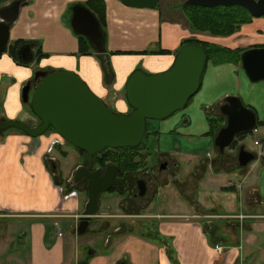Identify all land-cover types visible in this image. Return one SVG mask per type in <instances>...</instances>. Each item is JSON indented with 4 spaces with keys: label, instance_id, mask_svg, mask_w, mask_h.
<instances>
[{
    "label": "crops",
    "instance_id": "crops-1",
    "mask_svg": "<svg viewBox=\"0 0 264 264\" xmlns=\"http://www.w3.org/2000/svg\"><path fill=\"white\" fill-rule=\"evenodd\" d=\"M24 1L11 42L34 44L35 61L21 65L10 53L0 57V126L8 121L40 126V119L24 102V89L32 84V98L37 74L58 69L78 74L110 109L128 114L132 108L126 86L131 76L138 70L149 75L169 71L191 39L190 30L176 19L180 13L174 0L160 1L168 17L161 10L133 9L119 0H102L106 4V22L101 24L105 53L91 45L92 54L81 55L82 36L72 28L73 8L84 7L88 0ZM255 41L264 45V19H253L235 36L210 43L248 51L246 46ZM229 98H239L258 119L256 142L261 145L255 143L259 153L247 167L240 165L239 152L231 158L216 146L224 126L211 136L210 120L225 123L221 109ZM162 131L161 141L167 139L166 147L182 154L188 170L201 158L204 173L199 170L197 178L183 174L177 178L183 203L174 200L173 212L160 211L155 216L166 221L150 232L155 242L146 241L142 234L123 245L125 256L119 247L113 256L96 258L93 264H264V82L252 83L243 65L209 62L200 93L184 114L165 122ZM60 140L52 129L38 139L14 128L0 131V218H18V225L26 226V231L17 232V239L29 245L27 264H66L61 221L77 218L79 203L64 197L61 155L65 154L61 151L68 149L64 150L63 143L58 146ZM212 148L219 149L217 155ZM175 166L181 170L179 162ZM209 170L215 175L208 177ZM231 176L238 183L230 181ZM170 192L175 196L174 190ZM7 244L12 251L15 241ZM2 245L0 241V264ZM218 247L224 248L221 254ZM104 248L112 250L110 244Z\"/></svg>",
    "mask_w": 264,
    "mask_h": 264
},
{
    "label": "water",
    "instance_id": "water-1",
    "mask_svg": "<svg viewBox=\"0 0 264 264\" xmlns=\"http://www.w3.org/2000/svg\"><path fill=\"white\" fill-rule=\"evenodd\" d=\"M119 1L133 9L156 10L161 0ZM24 2L18 0L0 9V55L11 44V30L21 17ZM185 7H241L256 19L264 18V0H188ZM72 28L77 35L87 38L99 53H105V35L91 11L75 6ZM34 48V44H24L18 52L19 60L32 64L35 61ZM208 64L209 56L203 47L187 45L180 50L169 71L156 75L135 72L126 86L127 100L132 108L128 114L115 113L80 77L70 72L40 73L36 80L43 79L32 98L31 83L24 89L23 98L42 124L33 128L25 123L8 121L0 126V131L14 128L38 139L52 129L67 143L84 152L91 168L95 157L106 150L138 149L144 142L150 121H167L187 109L202 89ZM242 65L252 83L264 82V48L244 52ZM221 112L227 119V127L220 131L215 144L224 153L240 135L255 130L258 119L255 112L246 108L239 98H229ZM255 160L253 153L246 147L241 148L239 163L242 167ZM117 170L110 168L103 178L100 172L90 174L86 169L78 171V181L84 177L90 180V202L77 229L80 236L89 232L90 217L99 209L101 193L117 185L114 181Z\"/></svg>",
    "mask_w": 264,
    "mask_h": 264
},
{
    "label": "rangeland",
    "instance_id": "rangeland-1",
    "mask_svg": "<svg viewBox=\"0 0 264 264\" xmlns=\"http://www.w3.org/2000/svg\"><path fill=\"white\" fill-rule=\"evenodd\" d=\"M17 0H8L5 4L8 5L10 3H13ZM186 0H174L175 4H179V8L177 9L180 13V17H178V14L176 15V19L182 21L184 23L185 27H187L190 30L191 33V39L188 41H198L202 43H210L213 39L217 38H230L238 34L243 30L244 26L236 27V31L232 36L228 37H216L214 36L209 30H204L203 28H195L191 22L190 17L188 16L187 12L184 11ZM4 6V7H5ZM157 10L163 11L165 14L164 16H167V9L162 7L160 5ZM169 15V14H168ZM256 19V18H254ZM264 19V18H261ZM212 45H215L214 43H210ZM251 44V45H250ZM248 46L249 49L252 48H259L264 45H260L258 43L252 42ZM15 45V42H11L8 49L13 47ZM221 47V46H220ZM223 48V47H222ZM245 51V50H243ZM54 56L50 57L52 60ZM49 60V61H50ZM141 71V70H138ZM53 72H70L78 77H80L78 74L73 73L69 70H54ZM156 75V74H152ZM81 78V77H80ZM82 79V78H81ZM186 110V109H185ZM185 110L177 113L176 117L184 114ZM123 114V113H122ZM170 120V119H169ZM167 121L163 122H156V121H150L149 123V134L145 139V146L140 148L137 152L133 154L127 155V153L123 151L110 153V155L113 156V161H108L105 165H102L100 161V157H97L95 159V166H103L106 167L111 164H119L118 161H122L123 158H130V161L132 160L135 165H137L132 170L126 169V177L124 181L128 184L127 191L120 195V196H114L110 197L109 195H104L103 198H99V201L101 202V212L100 217L101 222L100 224L93 225L89 228V232L84 235L80 236L77 232L79 223L78 219H72L68 221V219H63L61 221L62 223V230L63 235L66 242V249H67V257H66V264H93V260L100 257H106L113 256L116 252V250L119 247H122V256H125L124 254V247L123 245H126L128 242H130L134 237H141L142 234L146 235V241L148 242H155L154 239H151V233L159 228V224L163 222V220L157 219L155 216L160 213L158 212V209H164L165 213L167 212H173L175 208L169 207L167 204L165 196L161 195L157 198V204L154 207L152 211H144L140 205H137L136 201L134 200V194L137 187V181L139 180H145L148 185L150 186V196L152 198L153 195H155L159 191V187L162 185L164 186L166 184V180L171 175H185L190 178H194L199 176V170H201V173H204V169L202 167V163L200 162L201 158L195 159L194 164L191 165L190 170H188L186 163L182 162V154L179 155V153H174V150L171 148L166 147L167 139H164L161 141L163 136L161 134H155L153 133L159 132L163 133L162 126ZM226 123L221 124L219 128L222 126H225ZM181 129H183L181 127ZM258 139V136L255 134L249 133L245 136L244 139H239V144L227 149L226 153L231 158H235L240 150V148L246 147L248 151H250L253 154H258L259 149L255 145L256 141ZM59 142V141H58ZM61 143H63V146L65 145V150L63 151L62 148V154L64 153V157L61 155V167L62 172L64 175V185L62 187L66 188L67 190L64 192V197L67 198L70 201V197L75 198L78 200L79 203V214L78 216L81 218L84 216V210L86 205L90 202L89 198V189H88V181L84 180L82 182H77L76 180V174L78 170L81 167L87 166L86 163V155L84 152L79 151L69 143H67L63 138H61L60 142L57 143L58 146H61ZM56 144V145H57ZM150 147V148H149ZM212 148L213 155H217V152H219V149ZM109 154V153H107ZM181 156V157H180ZM103 159V158H102ZM101 159V160H102ZM165 162H168L169 170L163 172L161 170L162 164ZM179 162L182 167L181 170H177L175 164ZM122 163V162H121ZM141 164V165H139ZM184 165V166H183ZM189 166V165H188ZM187 168V169H186ZM187 170V171H186ZM243 170V169H238ZM54 172V171H53ZM149 174H148V173ZM148 174V175H147ZM215 175L212 170H209L208 177ZM225 178V177H223ZM230 181L234 180L235 183H238V179L234 177H228ZM193 180V179H192ZM176 199V198H175ZM176 201V200H175ZM181 203H183L182 200ZM183 209V207H180L179 210ZM109 218H104V217ZM111 216H119L122 217L120 219L112 218ZM4 218V217H3ZM21 219L18 218H7L2 219L0 218V241L3 242L2 247L4 248L3 253V264H27V255H28V244L19 243V239H17V232H19L21 229L22 231H26L25 225H18ZM17 239V240H16ZM15 245L12 251L8 249V244L10 242H14ZM26 243H28V240H25ZM20 246H19V244ZM110 244L112 247V250L107 252L104 248V245ZM22 247H25V250L22 251ZM223 248V247H222ZM94 250L97 254V257L90 258L89 250ZM218 252V251H217ZM219 253V252H218ZM127 256V255H126ZM122 261H126V257L122 258ZM122 264V263H120Z\"/></svg>",
    "mask_w": 264,
    "mask_h": 264
},
{
    "label": "trees",
    "instance_id": "trees-1",
    "mask_svg": "<svg viewBox=\"0 0 264 264\" xmlns=\"http://www.w3.org/2000/svg\"><path fill=\"white\" fill-rule=\"evenodd\" d=\"M8 0H0V9L3 8ZM18 1V0H17ZM89 11H91L99 20L100 24H105L106 22V4L102 0H88L87 4L84 6ZM184 11L187 12L188 16L191 19V22L195 28H203L204 30H209L216 37H228L232 36L235 33L236 27H241L244 25H248L252 22L254 17L244 8L234 7V8H225L218 7L214 9H206L201 7H186ZM199 30V29H198ZM81 42V55H91L92 54V46L89 41L80 37ZM187 45H199L203 47L209 56V62H213L214 64H237L242 66V55L244 54L243 50H231L227 48H222L218 45H212L210 43H202L198 41H187L184 43L183 47ZM23 46V43H16L10 49H7L5 53H10L21 65H26L22 63L18 58V52L20 48ZM259 48H264L261 46ZM159 54H166L164 51L158 52ZM149 54V53H145ZM3 55V54H2ZM0 55V57L2 56ZM194 99H192L189 105L192 103ZM188 105V107H189ZM150 123V122H149ZM148 123V127H149ZM223 123L222 120H210L211 126V136L214 138L216 133L220 129L219 126ZM259 124L257 125V128ZM149 134V128L147 130L146 137ZM248 134L240 135V139H244ZM144 139V141H145ZM145 146V142L138 149H125V150H106L104 153L97 155L100 157V163L105 165L108 161H113V156L110 153H115L119 151H123L129 155L137 152L140 148ZM109 153V154H107ZM103 158V159H102ZM102 159V160H101ZM122 162V163H121ZM119 165H122L125 169L132 170L137 165L130 161V158H123L122 161H118ZM141 165V164H139Z\"/></svg>",
    "mask_w": 264,
    "mask_h": 264
},
{
    "label": "flooded vegetation",
    "instance_id": "flooded-vegetation-1",
    "mask_svg": "<svg viewBox=\"0 0 264 264\" xmlns=\"http://www.w3.org/2000/svg\"><path fill=\"white\" fill-rule=\"evenodd\" d=\"M40 73H47V72H39L38 74H40ZM52 73H54V72H52ZM52 73H47V74H52ZM36 78H37V76H36ZM42 79L43 78L40 77L38 81L37 80L35 81V83L38 85L42 81ZM175 116H173V117H175ZM214 120H216V119H214ZM182 121H184V118H183ZM224 122L226 123V125L223 128L227 127V119ZM182 124H184V122H182ZM155 134H160V133L159 132L153 133V135H155ZM239 139H240V137H238L236 139V142H235V144L232 147H234V146H236V145L239 144V141H238ZM241 148H240V150H241ZM226 151L224 153H226ZM239 153H240V151H239ZM86 163H87V161H86ZM112 167H115V168L118 169L117 170L118 171L117 172V175H116V177L114 179V181L117 183V185H114L113 187H111L110 189L106 190L105 192H102L101 195L99 196V198H103L104 195H109L112 198L114 196H120V195L124 194L127 191L128 184H127L126 181H124V179L126 177V169L122 165H119V164H111V165H108L106 167H103V166H95V159H94L93 167L90 168L89 165H88V163H87V166L81 167L79 169V170L86 169V170H88L90 172V174H94V173L100 172L101 173L100 177L103 178L107 174L108 170L110 168H112ZM161 170L163 172L169 170L168 162H165L164 164H162ZM180 177L182 178V175H179L178 177L175 176V175H171L166 180V184L164 186L161 185L159 187V191L155 195H153L152 198L150 196L151 189H150V186L148 185V183L145 180H139V181H137V187H136V190H135L136 192L134 194V200L136 201L137 205H140L142 207V209H144V211H152L156 205L158 206V204H157V198L160 197L161 195H164L165 196V199H166L165 202H167V204L169 205V207H171L173 205L172 202H174V200H176V202H181L179 200H182L183 201V194L180 191V189L177 188V186H176V180H177V178H180ZM76 180H77V174H76ZM84 180H87L88 181V189H89L90 180L88 178H85L84 177L81 181H78L77 180V182H82ZM143 182L145 183L144 185H142ZM172 190H174L176 192L175 196H174V194L172 192H170ZM143 192H144V194H143ZM89 198H90V190H89ZM99 198H98V201H99ZM88 204L85 207L84 214H85V211L87 210ZM101 205L102 204L99 201V209H98V211L96 212V214L94 216L90 217V226H89V228L92 227L93 225L100 224L101 220H99V219H101V217H100ZM160 211H163L164 212L165 210L160 208V209H158V212H160ZM84 217H85V215L83 217H81V218L78 216L75 219H78L79 220L78 223L80 224L81 223V220ZM111 217L112 218H115V219L122 218V217H119V216H111ZM104 218H109V217H106L105 216ZM165 222L166 221L163 220V222H161L159 224V227H163V225H164ZM151 238L153 239V238H155V236L152 235ZM93 252H94V254H93ZM89 253H90V256H89L90 258H92V257H94L96 255V252L94 250H92V249L89 250Z\"/></svg>",
    "mask_w": 264,
    "mask_h": 264
},
{
    "label": "built area",
    "instance_id": "built-area-1",
    "mask_svg": "<svg viewBox=\"0 0 264 264\" xmlns=\"http://www.w3.org/2000/svg\"><path fill=\"white\" fill-rule=\"evenodd\" d=\"M252 134H255V135L259 134V129L256 128V129L252 132ZM256 145H257V146H260L261 144H260V142H256ZM217 250H218L219 254H221V253L223 252L224 248H222V247H218Z\"/></svg>",
    "mask_w": 264,
    "mask_h": 264
}]
</instances>
